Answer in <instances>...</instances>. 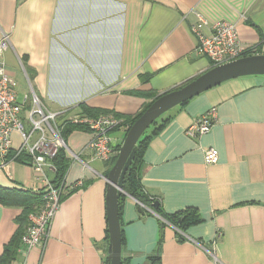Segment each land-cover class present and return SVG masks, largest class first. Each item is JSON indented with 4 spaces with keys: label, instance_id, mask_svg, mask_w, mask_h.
Returning <instances> with one entry per match:
<instances>
[{
    "label": "crops",
    "instance_id": "obj_1",
    "mask_svg": "<svg viewBox=\"0 0 264 264\" xmlns=\"http://www.w3.org/2000/svg\"><path fill=\"white\" fill-rule=\"evenodd\" d=\"M196 14L235 24L246 56L264 55V0H0V39L10 38L5 69L21 103L33 91L53 113H80L83 106L133 119L154 97L211 69L195 53ZM212 108L210 131L187 137L186 129ZM120 121L111 132L119 149L128 132ZM143 137L149 138L140 153L144 193L166 214L189 217L182 231L162 227L152 210L140 212L126 196L122 264H148L158 250L161 264H264V76L224 82L174 107ZM92 138L89 130L68 133L65 196L43 245L21 249L13 264H109L112 165L93 159ZM13 140L17 147L19 135ZM209 148L218 151L216 165L205 164ZM0 187L36 190L39 182L28 163L15 161L0 168ZM21 213L0 205V256L19 231Z\"/></svg>",
    "mask_w": 264,
    "mask_h": 264
},
{
    "label": "built area",
    "instance_id": "obj_2",
    "mask_svg": "<svg viewBox=\"0 0 264 264\" xmlns=\"http://www.w3.org/2000/svg\"><path fill=\"white\" fill-rule=\"evenodd\" d=\"M196 16L197 21L192 26V33L197 39L195 53L207 58L211 68L245 57L247 48L235 24L227 21L211 23L201 14ZM9 47V35L3 34L0 39V168L6 169L21 155L28 156V164L39 182V188L34 191L44 192V204L29 216V226L22 238V250L28 252L43 245L59 208L63 187L56 188L53 184L56 174L53 160L60 150L67 149L63 137L65 127L74 125L87 128L93 135L88 145L93 159L109 162L119 154V146L111 131L121 121L108 115L91 118L74 111L53 113L33 91L25 97L24 102H19L18 83L7 74L3 59ZM216 117L217 110L210 109L186 129V136L191 139L204 136L214 125ZM13 134L19 135L18 147H14ZM75 158L79 159L77 156ZM204 161L206 165H216L219 161L218 151L213 148L205 150ZM82 185V181H79L74 187Z\"/></svg>",
    "mask_w": 264,
    "mask_h": 264
},
{
    "label": "water",
    "instance_id": "obj_3",
    "mask_svg": "<svg viewBox=\"0 0 264 264\" xmlns=\"http://www.w3.org/2000/svg\"><path fill=\"white\" fill-rule=\"evenodd\" d=\"M249 76H264V55L245 56L234 62L209 69L187 85L157 98L130 127L118 157L106 177L109 264H122L120 197L124 194V178L135 159L140 139L160 117L174 107L224 82ZM154 207L157 208L158 203H155ZM139 211L143 213L142 207Z\"/></svg>",
    "mask_w": 264,
    "mask_h": 264
},
{
    "label": "trees",
    "instance_id": "obj_4",
    "mask_svg": "<svg viewBox=\"0 0 264 264\" xmlns=\"http://www.w3.org/2000/svg\"><path fill=\"white\" fill-rule=\"evenodd\" d=\"M247 55V54H246ZM245 55V56H246ZM158 97H154L152 102L141 112L138 116L134 117L133 119H126L123 117H119L114 114L116 119L124 121L123 124L127 125V131L130 127L135 123V121L150 107V105L157 99ZM186 103V102H185ZM82 110L79 114L88 116L91 118H97L99 116L107 115L110 113H106L104 111H93L87 110L83 106H79ZM156 123V122H155ZM154 123V124H155ZM153 124V125H154ZM119 125H117L111 132L116 130ZM79 129V130H88L83 126H74V125H67L63 131V137L66 141V137L69 132ZM144 136V135H143ZM149 138L142 137L137 145V152L135 159L127 171L124 182H123V190L124 194L120 197V213H121V206L123 199L126 196H130L135 199L139 204L144 206V208L148 210H152L154 214H156L160 219L161 226L164 227L166 223L173 224L178 226V231H182V228L185 227L184 222L189 217L185 212L184 213H177V214H166L160 205L155 208L154 205L157 202L154 198H150L146 195L142 189V185L140 182V153L143 147L147 144ZM120 150V149H119ZM13 157V154L10 155V158ZM118 155L114 156L109 162L110 165L113 166L117 159ZM16 162H26L28 163L29 157L26 155H21L16 158ZM53 164L56 168V174L53 178V184L56 188L63 187V182L65 175L67 173L69 167V161L67 159L65 150H60L57 154L56 158L53 160ZM79 187H74L70 189V192L74 191ZM66 190L63 187L60 202L64 198ZM44 204V192L43 190L34 191L31 189H24V188H3L0 187V205L6 207H19L22 209L21 215L17 218V224L19 225V231L15 234V236L11 239V241L5 246L2 255L0 256V264H13L18 257L19 251L22 249V238L26 234V231L29 226V216L33 213L39 211ZM199 220H195L198 222ZM180 224L178 225V223ZM192 220L189 221V223ZM179 238L181 239L180 235ZM162 242V236H161ZM123 243V239H122ZM108 260V259H107ZM109 263V261H108ZM148 264H161V254L160 250H158L153 256H150L148 259Z\"/></svg>",
    "mask_w": 264,
    "mask_h": 264
},
{
    "label": "rangeland",
    "instance_id": "obj_5",
    "mask_svg": "<svg viewBox=\"0 0 264 264\" xmlns=\"http://www.w3.org/2000/svg\"><path fill=\"white\" fill-rule=\"evenodd\" d=\"M18 89H19V88H18ZM19 91H20V90H19ZM19 93H20V99L23 100V99H24V94H25V92L20 91ZM18 146H19V145H18ZM18 146H17V147H18Z\"/></svg>",
    "mask_w": 264,
    "mask_h": 264
}]
</instances>
